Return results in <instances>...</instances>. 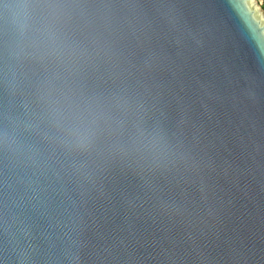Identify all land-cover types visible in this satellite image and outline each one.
<instances>
[{
	"label": "water",
	"instance_id": "95a60500",
	"mask_svg": "<svg viewBox=\"0 0 264 264\" xmlns=\"http://www.w3.org/2000/svg\"><path fill=\"white\" fill-rule=\"evenodd\" d=\"M16 2L0 4V264H264V36L240 0H53L71 5L50 23L72 69L33 54L45 21L16 31ZM53 78L107 102L118 134L68 148ZM137 128L161 157L122 150Z\"/></svg>",
	"mask_w": 264,
	"mask_h": 264
},
{
	"label": "clouds",
	"instance_id": "9594fccd",
	"mask_svg": "<svg viewBox=\"0 0 264 264\" xmlns=\"http://www.w3.org/2000/svg\"><path fill=\"white\" fill-rule=\"evenodd\" d=\"M254 0H240V9L246 13L256 34L264 36V19L257 17L250 7ZM4 4V0H0ZM9 23L13 29L23 33L28 29L34 14L45 21L36 29L34 55L52 58L57 63L72 69L78 63L81 53L61 36L52 34L51 23L57 20L71 5L53 0H17L15 4H5ZM71 74V73H70ZM44 102L50 123L58 130L62 142L70 149L87 151L104 135L118 134L113 127L111 106L101 98L85 94L73 88L67 81H48L44 91ZM163 136L157 131L137 128L131 143L123 148L130 154L138 155L145 161H155L166 151Z\"/></svg>",
	"mask_w": 264,
	"mask_h": 264
},
{
	"label": "rangeland",
	"instance_id": "374dc122",
	"mask_svg": "<svg viewBox=\"0 0 264 264\" xmlns=\"http://www.w3.org/2000/svg\"><path fill=\"white\" fill-rule=\"evenodd\" d=\"M257 1V3L261 6V4H262V7L264 8V0H263V3H261L262 2V0H256ZM261 7V8H262Z\"/></svg>",
	"mask_w": 264,
	"mask_h": 264
},
{
	"label": "flooded vegetation",
	"instance_id": "af4514ba",
	"mask_svg": "<svg viewBox=\"0 0 264 264\" xmlns=\"http://www.w3.org/2000/svg\"><path fill=\"white\" fill-rule=\"evenodd\" d=\"M261 7H262V5H261ZM262 9L264 10V8L262 7Z\"/></svg>",
	"mask_w": 264,
	"mask_h": 264
},
{
	"label": "built area",
	"instance_id": "2783aa9c",
	"mask_svg": "<svg viewBox=\"0 0 264 264\" xmlns=\"http://www.w3.org/2000/svg\"><path fill=\"white\" fill-rule=\"evenodd\" d=\"M261 3H263V0H262V2ZM262 5V4H261Z\"/></svg>",
	"mask_w": 264,
	"mask_h": 264
}]
</instances>
